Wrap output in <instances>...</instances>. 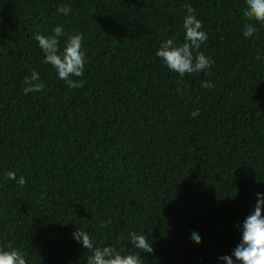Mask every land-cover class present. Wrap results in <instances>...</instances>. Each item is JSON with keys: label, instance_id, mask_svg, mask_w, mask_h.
I'll list each match as a JSON object with an SVG mask.
<instances>
[{"label": "trees", "instance_id": "16d2710c", "mask_svg": "<svg viewBox=\"0 0 264 264\" xmlns=\"http://www.w3.org/2000/svg\"><path fill=\"white\" fill-rule=\"evenodd\" d=\"M185 4L203 22L200 51L213 64L186 75L178 92L179 75L156 52L169 38L184 42ZM244 8L245 0H0V246L21 249L27 264H87L77 228L96 247L125 253L135 231L154 249L143 264H225L264 194V25L244 37ZM58 24L83 34V88L43 63L35 36ZM33 71L45 88L25 94Z\"/></svg>", "mask_w": 264, "mask_h": 264}, {"label": "clouds", "instance_id": "9594fccd", "mask_svg": "<svg viewBox=\"0 0 264 264\" xmlns=\"http://www.w3.org/2000/svg\"><path fill=\"white\" fill-rule=\"evenodd\" d=\"M186 15L183 19L185 29L184 42L177 44L174 39L169 38L162 42L156 52L164 65L172 72L179 75L177 84L182 90V81L186 75L206 73L211 69L213 61L200 51L201 45L208 39L206 31L203 30V22L197 19L195 9L185 4ZM58 12L64 16H69L72 9L68 5H59ZM242 34L244 37H252L257 33V24L264 25V0H245L243 9ZM66 37L64 46L61 48V38ZM36 41L42 50L43 63L51 65L58 74V78L72 89L84 87V80L77 79L84 76L86 57L83 51V34H68L63 25H56L49 35L36 34ZM261 59V57H257ZM24 93H39L45 88V82L40 79L39 74L32 72L30 77H25ZM202 87L211 90L215 87L210 82H202ZM199 110L191 112V116L196 118ZM6 178L15 181L18 186L23 187L26 180L23 176L17 178L14 171H8ZM257 202L253 212L248 215L243 224L239 225L242 232L241 242L233 250L231 256H222L221 260L225 264H235L232 257L239 264H264V194L257 193ZM111 221L101 222L100 227H107ZM73 239L91 252L87 258V264H143L142 253L152 254L154 249L145 235L132 231L126 238L131 243L133 251L125 253L122 249L107 245L96 247L90 234L77 228L73 232ZM193 242L201 243L199 234L193 232L191 235ZM0 264H27L26 253L19 248H14L11 244L0 246Z\"/></svg>", "mask_w": 264, "mask_h": 264}]
</instances>
